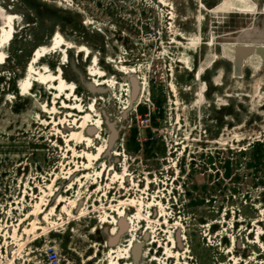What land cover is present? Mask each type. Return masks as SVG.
Masks as SVG:
<instances>
[{"label":"rangeland","instance_id":"1","mask_svg":"<svg viewBox=\"0 0 264 264\" xmlns=\"http://www.w3.org/2000/svg\"><path fill=\"white\" fill-rule=\"evenodd\" d=\"M0 8V264H264V0Z\"/></svg>","mask_w":264,"mask_h":264},{"label":"bare ground","instance_id":"2","mask_svg":"<svg viewBox=\"0 0 264 264\" xmlns=\"http://www.w3.org/2000/svg\"><path fill=\"white\" fill-rule=\"evenodd\" d=\"M17 18V17H16ZM15 17L12 16V15H8V14H5V12L2 11V8H0V64H2V60L4 59L5 57V48H6V45L9 41V39L12 37V34H13V26H14V20ZM13 21V22H12ZM63 41V38L61 37V35L59 33H56V35L53 37V40L51 42V45L49 46L52 49H55L61 42ZM49 47H46V48H42L43 50H48ZM68 47V46H67ZM235 48V46H234ZM234 48H233V54H234ZM41 48L39 50H37L35 52V54L33 55V58L31 60V63L27 69V73H26V82L28 84H31V80H32V75H33V72H34V64L37 62V60H39V57H40V54H41ZM251 57H257L258 59L259 56H257L256 54H253L251 56H249V58ZM248 58V59H249ZM247 59V60H248ZM246 60V61H247ZM245 61V62H246ZM261 61V59H260ZM244 62V63H245ZM262 62V61H261ZM263 63V62H262ZM264 64V63H263ZM45 66V65H44ZM44 72L45 73H41V74H38V81L40 82H47V81H52L54 79V76L47 71V68L44 67ZM37 73V72H36ZM25 80V79H24ZM57 80V79H56ZM59 81V80H58ZM25 81H20L19 82V87L21 88V92H23V94L25 93V89L27 87V83ZM61 85L63 84L62 82V78L60 80ZM48 87V85H47ZM62 87V86H60ZM28 88V87H27ZM56 88V87H55ZM54 88V89H55ZM62 91V90H61ZM26 94V93H25ZM78 110V109H77ZM84 122V121H83ZM107 126V125H106ZM100 150H98V153H99ZM99 155V154H98ZM114 178H115V175H114ZM59 200V199H58ZM73 206H75V202L72 203ZM162 213V212H161ZM122 215V214H121ZM102 221V220H101ZM115 230L116 229H113L112 232L115 233ZM262 231V230H260ZM261 233V232H260ZM112 239V238H111ZM131 240V239H130ZM127 250V249H126ZM118 251V250H117ZM128 251V250H127ZM126 251V252H127ZM119 252V251H118ZM125 252V251H124ZM124 254V253H123ZM126 255V254H125ZM127 257V256H126ZM116 264V263H115Z\"/></svg>","mask_w":264,"mask_h":264},{"label":"water","instance_id":"3","mask_svg":"<svg viewBox=\"0 0 264 264\" xmlns=\"http://www.w3.org/2000/svg\"><path fill=\"white\" fill-rule=\"evenodd\" d=\"M253 54L259 56L264 63V44H237L235 46L232 62V76L234 78L243 77L244 62Z\"/></svg>","mask_w":264,"mask_h":264},{"label":"built area","instance_id":"4","mask_svg":"<svg viewBox=\"0 0 264 264\" xmlns=\"http://www.w3.org/2000/svg\"><path fill=\"white\" fill-rule=\"evenodd\" d=\"M41 264H61V260L59 255L52 251L45 255V258L43 259Z\"/></svg>","mask_w":264,"mask_h":264},{"label":"flooded vegetation","instance_id":"5","mask_svg":"<svg viewBox=\"0 0 264 264\" xmlns=\"http://www.w3.org/2000/svg\"><path fill=\"white\" fill-rule=\"evenodd\" d=\"M229 57V56H228Z\"/></svg>","mask_w":264,"mask_h":264}]
</instances>
